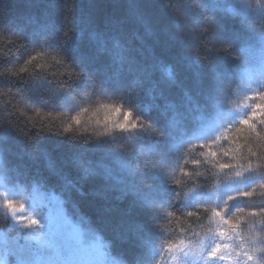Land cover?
Instances as JSON below:
<instances>
[{"label":"clouds","instance_id":"clouds-1","mask_svg":"<svg viewBox=\"0 0 264 264\" xmlns=\"http://www.w3.org/2000/svg\"><path fill=\"white\" fill-rule=\"evenodd\" d=\"M165 4L202 66L212 69L210 91L224 108L213 134L199 138V127L157 125L131 89L130 98L77 94L82 73L62 50L25 48L8 35H0V78L21 86L47 82L52 102L44 107L22 87L0 86V126L29 140L52 134L123 149L151 205L158 255L148 264H264V54H257L264 48V0L217 5L238 30L228 42L214 38L218 21L204 0ZM45 193L35 181L10 176L0 160V264H122L103 232L73 220L56 194L49 197L53 212Z\"/></svg>","mask_w":264,"mask_h":264},{"label":"trees","instance_id":"trees-1","mask_svg":"<svg viewBox=\"0 0 264 264\" xmlns=\"http://www.w3.org/2000/svg\"><path fill=\"white\" fill-rule=\"evenodd\" d=\"M204 2L215 13L214 27L224 42L233 40L238 30L231 16L217 9L221 2ZM161 5L158 0H0V35L23 41L25 48L62 50L82 73L74 85L77 94L128 97L131 89L139 93L134 102L149 120L191 131L198 127L195 117L208 113L211 76L193 43L186 53L179 44L167 43L164 31L158 32L165 16ZM24 53L21 49L19 55ZM162 66L172 69V77L161 73ZM0 86L22 87L44 107L52 102L44 91L51 87L47 82L21 86L0 78ZM0 160L18 181L42 185L45 202L51 201L50 194L58 195L73 220L103 232L122 264H148L158 255L151 205L138 190L134 162L116 143L84 144L52 134L29 140L0 126Z\"/></svg>","mask_w":264,"mask_h":264},{"label":"rangeland","instance_id":"rangeland-1","mask_svg":"<svg viewBox=\"0 0 264 264\" xmlns=\"http://www.w3.org/2000/svg\"><path fill=\"white\" fill-rule=\"evenodd\" d=\"M161 2V6H163V9L165 11H163V13L165 14L164 18H163V22L160 23V25L157 26V30L158 32H163L164 31V37H165V41L169 44L172 43H177L179 44V46L186 52L188 53L189 51H191V47H192V42H190L187 38H185L182 33L180 31H178L176 29V27H174V25H170L169 21H171V16L168 10V7L164 4L163 5V1L162 0H158ZM220 2H222V0H219ZM160 6V7H161ZM166 6V7H165ZM162 9V10H163ZM166 22V23H164ZM215 28V27H214ZM214 38L218 41H225V36H223L221 30L219 31V29L215 28L214 31ZM257 54L261 55L264 54V48L261 49H257ZM210 76L212 75V69H208ZM172 69L168 66H162L161 68V73L168 76V77H172ZM208 102V113H202L201 112L198 114L196 118L197 123H198V127L203 129V133L201 134V136L199 138H207L208 135L213 134V132L215 130H217V128L222 125L224 123V120L222 119L223 114H224V108L222 105H218L216 104V98L212 95V94H208L206 95L205 98ZM213 106H215L217 108L216 114L213 115L212 110H213ZM254 180H249L248 183H254ZM241 185H235V188H239ZM231 190V189H230ZM198 195V194H194ZM48 204V207L52 209L53 212L56 211V205L53 204L51 201L50 202H45ZM85 228H88L86 226V224H82Z\"/></svg>","mask_w":264,"mask_h":264},{"label":"snow or ice","instance_id":"snow-or-ice-1","mask_svg":"<svg viewBox=\"0 0 264 264\" xmlns=\"http://www.w3.org/2000/svg\"><path fill=\"white\" fill-rule=\"evenodd\" d=\"M245 123H248L247 121H245ZM67 130V129H66ZM242 131V130H241Z\"/></svg>","mask_w":264,"mask_h":264}]
</instances>
